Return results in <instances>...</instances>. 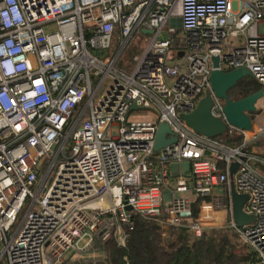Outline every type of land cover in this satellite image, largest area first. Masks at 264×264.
<instances>
[{
    "label": "built area",
    "instance_id": "obj_1",
    "mask_svg": "<svg viewBox=\"0 0 264 264\" xmlns=\"http://www.w3.org/2000/svg\"><path fill=\"white\" fill-rule=\"evenodd\" d=\"M213 57L221 71L250 72L264 110V0H0V264H77L96 244L108 261V243L125 246L136 219L200 236L197 199L229 213L264 264V159L248 151L264 125L229 126L241 134L231 146L179 117L206 93L223 117ZM161 123L174 142L155 151ZM232 163L254 215L242 227L231 218Z\"/></svg>",
    "mask_w": 264,
    "mask_h": 264
},
{
    "label": "trees",
    "instance_id": "obj_2",
    "mask_svg": "<svg viewBox=\"0 0 264 264\" xmlns=\"http://www.w3.org/2000/svg\"><path fill=\"white\" fill-rule=\"evenodd\" d=\"M260 88L256 80L246 77L238 81L228 95L238 99ZM217 138L231 146L241 142V134L234 130ZM199 203L200 199H197L194 215ZM232 233L239 237L233 230ZM108 245L111 248L108 261L77 264H259L245 244L240 247L234 245L222 230L212 229L194 236L188 228L168 226L158 220L136 219L125 246H116L114 242ZM100 248L95 245L96 252Z\"/></svg>",
    "mask_w": 264,
    "mask_h": 264
},
{
    "label": "water",
    "instance_id": "obj_3",
    "mask_svg": "<svg viewBox=\"0 0 264 264\" xmlns=\"http://www.w3.org/2000/svg\"><path fill=\"white\" fill-rule=\"evenodd\" d=\"M145 33H151V30H144ZM214 69L210 75V82L212 90L216 97L223 100V117H216L212 114L211 108L213 99L209 93H206L203 98L199 100L196 107L188 112L181 113L179 117L184 123L194 131L210 138L219 137L228 131L229 126H235L239 129L249 130L252 125V117L250 112L256 110L257 101L263 94L262 88L253 93L238 98L232 99L228 93L235 87L238 81L246 77H251L250 72L245 68H235L228 71H221L217 69L218 57L212 58ZM170 132L166 123H161L157 129L154 150L157 151L162 147L174 142V139L166 138V134ZM182 172L187 175L190 170L188 161H183L180 164ZM178 165L171 163L169 169L171 176L175 177L178 173ZM237 168L236 163H232L229 168L230 172V200H231V218L237 227H242L246 224L253 223L254 215L243 211V206L248 198L245 193H238L235 190L232 177ZM171 193L169 189L164 190V200L170 198ZM186 228V227H183Z\"/></svg>",
    "mask_w": 264,
    "mask_h": 264
},
{
    "label": "rangeland",
    "instance_id": "obj_4",
    "mask_svg": "<svg viewBox=\"0 0 264 264\" xmlns=\"http://www.w3.org/2000/svg\"><path fill=\"white\" fill-rule=\"evenodd\" d=\"M138 45H135V40H132L130 42V46L123 55L122 59L120 60V65L124 67H128L132 60L133 55L138 51ZM260 100V99H259ZM259 100L257 101V104L259 103ZM256 104V105H257ZM253 114V115H252ZM250 115L253 119L259 118V123L264 125V110H261L260 108H256V111L250 112ZM196 218H198L202 224H203V232L210 231L212 229H219L222 230L224 233H226L231 240V243L234 245H237L240 247L241 245L244 246V241L240 237H236L232 233V229L229 226V217L228 213L225 210L221 209H214L210 208L208 210L199 209L197 210V214H195ZM195 236V235H194ZM237 239H236V238ZM102 254V251L90 250L86 253H84V262H92V263H101V258L99 257Z\"/></svg>",
    "mask_w": 264,
    "mask_h": 264
},
{
    "label": "crops",
    "instance_id": "obj_5",
    "mask_svg": "<svg viewBox=\"0 0 264 264\" xmlns=\"http://www.w3.org/2000/svg\"><path fill=\"white\" fill-rule=\"evenodd\" d=\"M175 29L178 33L182 34L178 20H177ZM241 41H242V38L237 37L235 39L234 43H240ZM258 105H259V103L256 105L257 108H258ZM258 121H259V118L253 119V123L258 122ZM248 151L257 157L264 159V133L250 145V148H248ZM215 193L216 194H220V193L222 194V193H225V191L222 188H216ZM230 196L231 195H230V188H229L228 198H231ZM228 217L230 218L229 213H228Z\"/></svg>",
    "mask_w": 264,
    "mask_h": 264
}]
</instances>
